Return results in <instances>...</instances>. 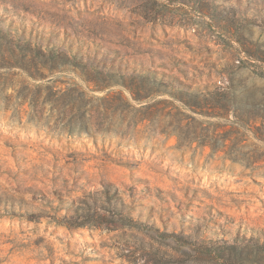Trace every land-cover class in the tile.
Listing matches in <instances>:
<instances>
[{
  "label": "rangeland",
  "instance_id": "1",
  "mask_svg": "<svg viewBox=\"0 0 264 264\" xmlns=\"http://www.w3.org/2000/svg\"><path fill=\"white\" fill-rule=\"evenodd\" d=\"M0 264H264V0H0Z\"/></svg>",
  "mask_w": 264,
  "mask_h": 264
},
{
  "label": "bare ground",
  "instance_id": "2",
  "mask_svg": "<svg viewBox=\"0 0 264 264\" xmlns=\"http://www.w3.org/2000/svg\"><path fill=\"white\" fill-rule=\"evenodd\" d=\"M224 145V144H223ZM214 152H216L217 153V151H221V150H223V148H219L217 145H215V147L212 149ZM249 150V149H248ZM246 151L247 150H242L241 149V152L240 153H238L237 151L235 152V151H232V153H234V154H243V153H246ZM230 156V155H229ZM231 157V156H230ZM252 160V158H250V159H246V161H247V163H248V161H251Z\"/></svg>",
  "mask_w": 264,
  "mask_h": 264
}]
</instances>
